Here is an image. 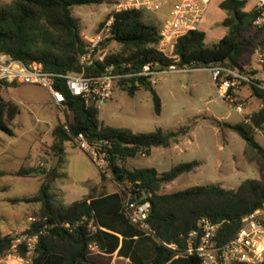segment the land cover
<instances>
[{"label":"trees","instance_id":"1","mask_svg":"<svg viewBox=\"0 0 264 264\" xmlns=\"http://www.w3.org/2000/svg\"><path fill=\"white\" fill-rule=\"evenodd\" d=\"M104 4L111 2L13 0L9 6H0V54L26 65L39 64L45 72L56 75L85 73L91 76L100 74L110 65H114L120 74L127 70L140 73L147 65L161 67L162 71H169L172 67L193 70L222 66L247 75L258 74L254 70L246 72L240 66L246 50L264 46L262 32L254 27L258 13L255 9L246 11V0H226L220 4V9L227 15L221 25L228 30L222 40L208 46L205 32L192 31L177 41L172 58L157 51L160 29L146 22L145 12L112 13L109 18L114 19L113 38L105 46L115 42L123 51L107 55L96 69H84L79 60L87 52V43L74 10ZM262 70L264 72V67ZM140 81L126 78L118 84L121 88L130 84L126 89L134 97L140 90ZM141 85L151 91L155 113L160 116V96L147 81ZM56 88L65 95V110L73 115V120L54 129L45 161L59 157L62 164L66 156L65 144L75 142L80 134L90 144L102 145L108 153L109 170L119 186L129 187L136 198L147 197L150 202L148 224L154 234L149 235L130 222L124 211V191L107 193L104 185L88 181L85 185L89 195L70 205L65 204L53 193V181L59 177L58 167L47 172L45 178L51 179L43 182L37 196L11 201L13 204L41 206L36 221L27 223L22 234L39 235L37 255L32 264H111L116 253L131 264H202L198 257L186 255V238L201 221L210 220L219 226L216 242L219 247H224L235 239L244 218L264 209V148L255 139L256 131H264V90L251 87L262 108L250 117L248 123L231 127L246 142L247 156L257 165L260 179L246 180L237 190L207 186L164 194L162 189L166 185L192 173L200 163L180 164L164 173L153 168L129 170L125 163L140 156L149 158L156 148H171L190 134V126L175 131L158 129L150 134L112 128L100 121V111L87 108L83 100L73 96L60 80ZM20 114V106L6 101L0 94V132L13 137L14 122ZM36 171L39 170L22 169L11 175L35 178L38 177ZM17 238L0 231V259L11 251ZM92 245L99 253L90 250ZM169 245H176L177 249H171ZM19 252L24 256L25 246H21Z\"/></svg>","mask_w":264,"mask_h":264},{"label":"rangeland","instance_id":"2","mask_svg":"<svg viewBox=\"0 0 264 264\" xmlns=\"http://www.w3.org/2000/svg\"><path fill=\"white\" fill-rule=\"evenodd\" d=\"M109 1L111 4L74 10V16L80 21L85 41L96 35L109 19V15L114 13L115 6L122 0ZM220 1L223 0H214L209 9L202 27L206 32L226 31L220 22L226 15L220 9V5L218 7ZM246 1L248 7L255 2ZM12 3L13 0H0L2 7ZM164 15H167L164 10L147 12L145 20L160 29L163 25L161 16ZM217 42L208 38L207 43L208 46H213ZM105 49L107 55L123 51L115 42L105 46ZM240 66L257 71L264 80L263 68L257 64L253 49L244 52ZM138 85L141 87L134 97H131L126 89L130 84L126 88L116 85L113 100L104 105L99 112L100 121L104 125L128 129L136 134H150L158 129L175 131L186 126L191 127V132L169 149H153L149 158L140 156L127 160L125 163L127 169L153 168L159 173H164L180 164L195 161L200 163L192 173L166 185L162 189L164 194L207 186L237 190L246 180L260 179L257 165L250 162L247 156L246 142L231 128L240 123H248L250 117L261 110L262 104L252 88L241 87L236 97L238 101L226 103L218 97L211 74L205 69L169 71L160 76L155 87L151 85L162 101V113L158 116L155 113L151 91L140 83ZM0 94L6 101L21 108V115L13 127L15 135L10 137L0 132V231L5 235L14 234L20 237L26 231L27 223H34L30 219H37V212L41 206L13 204L11 201L37 196L43 182L51 179L45 177L52 169L55 158L52 159L50 156L49 159L52 160L48 162L45 158L48 156V146L52 143V131L58 125L73 120V115L67 113L65 108L52 105L50 94L37 86L19 84L15 87H4ZM240 104L243 105L242 112L237 111ZM255 139L264 148V131H256ZM71 146L79 149L75 142ZM27 168L39 170L40 172L36 171L38 174L35 173L38 178L5 180L6 178L2 177V173ZM57 168L59 177L53 181V193L67 205L76 202L87 189L81 182L83 179L95 181L99 176L102 179L104 177L101 184L105 186L107 193L123 192L127 189L126 186H119L109 169L102 171L97 168L80 149L69 150L62 164L59 160ZM42 172H46V175H42ZM72 186L80 191V195L74 199L65 196V190ZM0 264L16 263L2 258ZM111 264L131 262L114 257Z\"/></svg>","mask_w":264,"mask_h":264},{"label":"built area","instance_id":"3","mask_svg":"<svg viewBox=\"0 0 264 264\" xmlns=\"http://www.w3.org/2000/svg\"><path fill=\"white\" fill-rule=\"evenodd\" d=\"M213 0H122L115 6L114 13L124 11L159 12L169 8V18L163 23L159 31L160 42L157 51L168 58L174 57L177 41L192 31H201L208 9ZM255 10L258 17L254 22L257 31L262 32L264 39V0H257ZM114 19L109 18L96 33L88 39L87 52L80 57L79 64L84 69L97 68L107 56L105 44L113 38ZM256 62L264 67V46L255 49ZM129 67V66H128ZM127 70L124 74L117 73L114 65L105 67L100 74L86 76L82 74L56 75L45 72L41 65H26L6 54H0V90L6 84H26L37 86L47 91L57 107L65 108L66 97L57 90L56 85L60 80L69 92L81 98L87 108L98 111L111 102L114 97L116 85L123 79H144L150 85L156 86L160 76L169 71H180L177 67L169 71H159L157 67L147 65L140 73ZM211 74L218 97L226 103L238 101L237 91L243 87L256 86L264 90V80L259 75H247L231 69L214 66L207 69ZM234 93V94H232ZM243 105L237 106V111L242 112ZM75 143L102 171L109 169L110 162L107 150L99 144H90L83 134L78 135ZM108 145V144H105ZM124 211L130 222L149 235L154 232L148 224L151 204L147 197L136 198L129 187L123 194ZM36 221L35 219H30ZM219 226L210 220H203L198 228L191 231L186 238V255L196 256L202 264H261L264 262V209L243 219L242 227L237 236L224 247H219L216 235ZM39 235L20 236L14 242L11 251L3 257L4 260L16 264H32L37 255ZM25 246L26 253L21 255L19 248ZM177 249L176 245H169ZM90 250L99 253L95 245Z\"/></svg>","mask_w":264,"mask_h":264},{"label":"crops","instance_id":"4","mask_svg":"<svg viewBox=\"0 0 264 264\" xmlns=\"http://www.w3.org/2000/svg\"><path fill=\"white\" fill-rule=\"evenodd\" d=\"M214 1V0H213ZM224 1H226V0H223L222 2H224ZM221 1L220 2H218V7H219V5L222 3ZM256 3H257V0H255V2H254V4L252 5V6H250V7H248V5H247V8H246V11H252V10H254L255 9V6H256ZM212 4H213V2H212ZM211 4V5H212ZM211 5H210V7H211ZM210 7H209V9H210ZM79 8H83V7H79ZM78 8V9H79ZM77 9V8H76ZM209 9H208V12H209ZM164 11H166L167 12V15H164V16H161V18H162V22L164 23L168 18H169V8H165L164 9ZM208 14V13H207ZM207 16V15H206ZM207 18V17H206ZM206 18H205V21H204V24H205V22H206ZM227 18V15H225V17L220 21L221 22V24H222V22L225 20ZM203 24V25H204ZM203 25H202V27H203ZM207 28V27H206ZM201 31H203V32H205L206 33V35H207V38H210V39H215V40H217L218 42L220 41V40H222L226 35H227V33H228V30L226 29V31L224 32V33H215V32H206V31H204L203 29L201 30ZM94 34V33H93ZM84 35V34H83ZM92 35V34H91ZM254 53H255V50H254ZM242 69L243 70H245L246 72H248V71H250V70H248V69H245V68H243L242 67ZM206 71H207V69H205ZM263 71V70H262ZM264 73V72H263ZM257 75H261L260 73H258ZM264 76V75H263ZM239 91V90H238ZM237 91V94H239V92ZM51 97V96H50ZM51 104L52 105H54L55 106V104H54V102H53V100H52V98H51ZM21 115V114H20ZM19 117V116H18ZM17 120V119H16ZM70 121H72V120H70ZM14 124H15V122H14ZM14 127V126H13ZM53 131H54V129H53ZM53 131H52V134H53ZM14 135H15V133H14ZM51 142H53V138H51ZM52 144V143H51ZM72 145V143L71 142H69V143H66L65 144V149H66V154L69 152V150H73V151H79V149H77L76 147H72L71 146ZM153 152V151H152ZM9 162V161H8ZM6 163V162H5ZM36 164V163H35ZM34 167H35V165H34ZM6 168V167H5ZM8 169L7 170H9V167H7ZM27 169H34V168H27ZM16 172H18V171H16ZM16 172H8V173H2V177H4V178H6L5 180H7V179H15V178H17V177H14V176H12L11 174H13V173H16ZM36 173V172H35ZM37 176V175H36ZM38 177H35L34 179H37ZM17 179H28V178H17ZM30 179H33V178H30ZM88 181H91V182H93L95 185H101V181H102V178H101V176H99L98 177V179H96L95 181H92V180H86V179H83L81 182H82V184L86 187V183L88 182ZM84 187V188H85ZM80 195V191L75 187V186H72V187H70V188H68L67 190H65V196H67V198H72V199H74L75 197H78ZM89 195V189L87 188V189H85L84 190V193L80 196V198L77 200V201H80V200H82V199H84V198H86L87 196ZM76 201V202H77ZM70 205V204H69ZM36 220V219H35ZM119 258L118 257V255H117V253L113 256V258ZM119 259H124V258H119ZM125 260H127V259H125ZM129 261V260H128Z\"/></svg>","mask_w":264,"mask_h":264},{"label":"water","instance_id":"5","mask_svg":"<svg viewBox=\"0 0 264 264\" xmlns=\"http://www.w3.org/2000/svg\"><path fill=\"white\" fill-rule=\"evenodd\" d=\"M157 69H158L159 71H162V68H161V67H157ZM130 72L135 73V72H137V71H136V70H131ZM144 82H145V80H144V79H141V81H140L139 83L142 84V83H144ZM59 160H60L59 157H56V158H55L54 163H53V165H52V169H53V170L56 169ZM36 174H38V172H36ZM41 174H42V175H46V172H42Z\"/></svg>","mask_w":264,"mask_h":264}]
</instances>
